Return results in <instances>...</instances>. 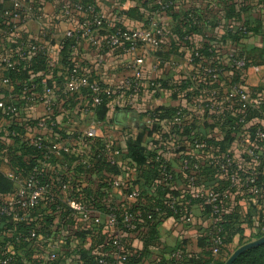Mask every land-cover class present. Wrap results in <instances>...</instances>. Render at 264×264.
Wrapping results in <instances>:
<instances>
[{
    "label": "crops",
    "instance_id": "0c3cea01",
    "mask_svg": "<svg viewBox=\"0 0 264 264\" xmlns=\"http://www.w3.org/2000/svg\"><path fill=\"white\" fill-rule=\"evenodd\" d=\"M24 1L43 19V31L33 20H28L24 28L25 39L31 43L45 44L56 52L57 58L59 42L65 34L69 31L79 32L78 19L73 12L62 9L60 0ZM92 2L105 18L107 30L145 27L149 16H156L166 31V38L159 51L163 58L158 60L154 52L145 48H139L135 56L129 54L120 56L116 53L101 56L97 48L83 41L73 47L72 62L79 66L81 74L89 81H100L107 85H116L123 77L132 74L123 69L125 61L133 57L144 59L143 92L134 99L132 106L137 112H130L122 105L114 104L110 108L106 122L96 121L95 114L84 116L80 113L81 108L87 104L86 101H83L79 108L75 103L67 104L65 109H61L60 113L50 120L45 105L40 100L45 92V86L42 85L37 92H25L21 88H16L20 81H9L7 71L0 67V103L19 104L21 100L26 102L27 106L24 114L19 117L7 118L0 112V132L7 133L11 126H23L26 140L33 141L37 136L44 135L54 141H64L62 136L52 133L49 127H59L65 135L85 134L90 127L96 126L98 129L95 141L110 148V155L115 158L121 169L120 174L114 179L123 184V188L111 184L109 188L101 190L104 194L90 209V222L78 217L74 227L69 229L66 226L69 234L61 244L57 262L49 263L46 259L49 242L46 247L37 243L36 246L29 245L26 249H12L13 253H17L22 258L23 264H85L86 258H97L102 255L105 250L102 243L110 233H114L107 226L108 217L103 208L112 205L115 209H120L134 205L136 201L127 198L126 185L139 180V173L130 165V159L123 152L113 151L112 147L131 139L135 140L145 133V128L149 126L147 124L149 117L145 113L180 105L179 101L172 99V93L164 89V86L168 88L176 84L182 86L188 81H194L193 78L200 75V69L191 62L190 52L193 47H200L202 50L206 47L213 48L217 58L225 64L228 53L244 52L251 64H257L256 67L252 65L247 69L248 94L252 97L264 91V0H176L170 11L163 14L158 12L154 0H92ZM12 8L10 0H0V14L10 13ZM189 13H194L200 21L193 29L187 28L183 23L184 17ZM43 32L45 36L42 35ZM182 35L190 38L184 45L181 43ZM11 51L8 45L0 46V63L6 56L11 55ZM30 59L31 57H28L27 61ZM207 62L208 59H204L202 65ZM153 66L158 67L157 72L152 71ZM61 74L60 72L58 77H61ZM230 74H225V81H230ZM255 74H261V77L263 75L260 81ZM50 83L51 89L55 91L61 86L54 77L50 78ZM197 83L201 82L197 81ZM229 89L221 90V94L228 95ZM206 91L208 89L203 88L202 95H205ZM50 101L54 104L55 98H50ZM229 118L234 120L236 115L232 114ZM43 122L46 123L47 128L39 129V124ZM176 124L177 121L161 122V129L170 137L162 136L160 133L151 137L145 135L144 142L148 156L160 154L169 163L173 172L170 188L178 194L180 204H186L190 194L184 181L186 173L182 171L188 158L197 163L198 170L195 175L204 188L225 190L227 182L209 169L210 160L214 157L213 149L210 148L208 153L196 151L190 136L196 135L206 139L215 137L217 141H221L226 137V131H220L211 118H200L191 123L194 129L190 136L182 134L171 136L172 128ZM231 136L235 139L227 146V152L234 156L235 162L240 163L241 168L247 172L260 170L261 175L264 176V167L262 170L259 169L260 165L253 164L247 153L252 143L250 134L241 132L237 135L233 133ZM78 149L80 153H91L86 144H79ZM0 173L7 177L13 174L9 160L5 157H0ZM98 177L99 175L96 174L78 175L75 176L74 185L78 190H95L98 186L96 181ZM150 197L157 198V194H151ZM227 207L229 214H236L241 218L245 241L254 242L258 237H264V234L262 235L264 231L261 229V223L264 222V208L254 197L240 190L230 196ZM187 208L188 211H185L181 219L166 217L161 220L157 227V239L153 242V247L148 250L145 249L144 243L148 233L147 225H140L136 233L121 235L122 243L130 255L144 254L138 264H166L178 250L182 251L183 261L186 264H210L212 261L220 264L227 260L231 250L234 252L241 242L240 236L236 237L234 244L228 245L223 250L222 255L214 257L210 253L209 246L211 238L217 233L215 219L205 212L199 203L191 204ZM97 218L101 221L98 229L87 234ZM4 233L11 238V234Z\"/></svg>",
    "mask_w": 264,
    "mask_h": 264
},
{
    "label": "trees",
    "instance_id": "16d2710c",
    "mask_svg": "<svg viewBox=\"0 0 264 264\" xmlns=\"http://www.w3.org/2000/svg\"><path fill=\"white\" fill-rule=\"evenodd\" d=\"M69 1L70 3H93L92 0ZM187 16L188 15L184 17L183 23L187 28L193 29V27H196L197 25L188 23L186 21ZM7 22L8 20L0 19V36L3 31L7 30ZM104 29L105 30L100 32L99 37L101 41L105 40L114 31L109 29L107 30L106 26ZM185 37L186 36L183 35L181 36V42L183 45L186 42L184 40ZM78 42H81V40H77L76 38L66 39L63 46L59 49L56 59H52L48 54H34V56L31 57L30 61H27V59H25V61H22V68L19 72L7 70L8 80L11 82L14 80L20 81L18 82L16 88H21L25 90V92H37L40 88H42L44 80L46 81L47 87L51 88L50 78L54 77L55 80L61 84L60 88H62L65 83L66 77L72 72V70H79V66L72 62L71 57L73 47H75ZM3 44L4 43L0 40V46ZM126 46L128 47L129 45ZM97 49L100 51L101 56L105 55V53L107 52L104 51V48H102L101 45L98 46ZM121 51L122 50H119L118 52L120 53H118L116 50L114 53H118L120 56H123L124 54ZM239 52L246 57L244 52ZM215 55L216 53L213 48L206 47L205 49L201 50V62H203L204 59H208V62L203 66L206 67L210 64H216L215 62H213V58L215 57ZM155 57H157L158 60H162L163 55L162 53L157 52L155 53ZM246 61L247 64L243 70L231 69L226 66L225 71L222 73L217 83L210 82L206 79L204 81H201L200 84H198L197 81H188L182 86L178 84L169 88L167 86H164V89H168L172 93V99L176 102L179 101L180 105L175 106L174 108H159L145 113V115H148V117L152 119V124L145 128V133L138 136L135 140L131 139L123 143L116 144L112 147L113 151L123 152L126 157L130 159V165L132 166V168H134L139 173V180L137 182H132L126 185L127 196L132 194L134 191H139L140 196L136 200V203L134 205H131L130 207H120L119 211H117L112 205L103 208V211L107 216L111 213H114L116 215L118 226L115 232L110 233L102 243V246L105 248V250H103L102 252V255L98 256L97 258H86L85 264H100V260H104L105 264H138L142 260V257H144V254L137 253L136 255H130L128 250L123 245L121 239L120 241L123 249V256H120V259L117 258L119 255L115 246V242L121 237V235L124 233H136L140 229V225H147L148 233L146 235L144 243L145 249L148 250L153 247V242L157 239V227L161 220L166 217H174L176 219L183 218L185 211H188L187 207L194 203H199L204 211L209 213L215 219L217 228L222 230L221 237L223 240V245L221 247V253L217 256L213 255L212 251V241L217 236V233L213 238H211L209 249L210 253L214 257L222 255L223 250H225L228 245H232L236 242L237 236L241 237V242H239L240 244L236 246L234 252L239 248L251 243L249 241H245L243 238L244 230L241 228V226L243 225L241 218L236 214L231 215L229 214V210L227 211L229 198L233 193L244 190L246 193H248V195L255 198V195L251 189L245 188L243 186L233 188L230 174L222 173L220 167L210 165V172H213L215 175H220V177H222L227 182L225 190H214L221 194L227 195V199H225L221 205L220 215L213 216L212 205L207 204L204 200V197L199 199L195 198V190L191 189L188 186L187 189L189 190L190 194L186 199V204H180V202L178 201V194L172 191L170 188V184L173 180V172L170 169L169 163L160 154H153L148 156V149L144 142L145 135L151 137L154 136V134L160 133L162 136L170 137V135L163 132L164 130H162L160 126L161 122L165 120H169L171 122L178 121L177 124L172 128L173 130L171 132V136L178 134L190 136L194 129V127L191 125L194 120L200 118H211L212 120H214L215 125H218L220 131H226V137L221 141H217L215 137H213L212 139H206L200 136L192 135L190 137L192 138L193 146H195L196 143L204 142L206 145V153L209 152V148H212V152L215 154V156L229 154V152H227V146L235 139L231 135L233 133L234 135H237L241 132H248L252 140L250 150L264 156V140L256 137V132L258 129H262L264 131V105L259 110H244L238 99H233L231 103L225 104L228 100V95L226 94L224 96L221 94V90L225 88H231V86H234L236 84L242 86L248 93L247 76H249V74H247V69L252 65H254L253 67H256L257 64H251L250 60H248L247 58ZM199 62L200 61H197V63ZM60 72L62 73L61 77H58V74ZM226 73H231L229 82L225 81L226 78L224 76ZM255 75L258 76L259 81L263 77V75L261 77V74ZM201 87L207 88L208 90L218 89L217 98L214 99V103L224 106L221 112L215 113V111H211L208 109H205L203 111H195L194 109H192L193 107H191V105L203 100L204 95H202L201 93L203 88ZM180 94L181 96H179ZM58 95V98H55V103L49 115L50 120L53 119L54 116L58 115L61 109H65L67 104L75 103V106L79 108V105L83 103V101H86L87 104L83 108H81L80 113L83 114L86 110H88L92 114L96 115V121L99 122L107 121V115L110 111V108L114 104L122 105L125 110H128L130 112H137L132 107H127L124 102H122V100H117L116 103L112 104V101L116 100L115 97L107 98L106 96H102L103 100L101 104L93 106V95L87 90L74 96H65L61 92ZM141 95L142 93L139 96ZM248 97L251 103H256L259 101H262L264 103V91H260L258 95H252V97L248 94ZM11 106L18 108L20 115H23L24 112L22 111V109L26 106V102H21V100H19V104H7L5 108H0L1 114L7 118H11L6 115L7 107ZM232 114L236 115V119L230 120L229 116ZM242 117H245V122L239 124L238 122ZM24 128L25 127L23 126H11L8 129L7 133L0 132V157H5L9 160L12 173L19 178H26L29 173L39 165L40 160L42 159L40 154L41 151L33 145L32 141L25 139V132L23 130ZM49 130L54 134H59L60 136H62L64 141H71L73 150L75 152L70 162L73 163L80 160L75 169L76 175H99L96 180L98 184V190H78L74 184L72 185L73 195L77 202L88 203L89 200L93 199L94 204L97 203L100 200V197H102V195L104 194V192H102L101 190L109 188L111 184H113V181H115L114 177L118 176L121 172V169L116 163L115 158L110 155V148L106 151L107 148L105 146L99 145L96 141L89 140L84 136V134L81 133L63 135L61 128L56 126H50ZM79 144H86L88 146V150L91 152L89 159L85 153H80L78 149ZM249 151H247L248 154ZM81 158H86L87 163H83ZM190 162L191 161L188 158L186 163ZM259 165V169L262 170L264 164ZM165 166H167L166 170H164ZM192 167L193 166H190L186 171V178L184 179L185 185L188 179L191 177V171L193 170ZM232 171L236 173L247 172L241 168L240 163H236ZM260 172V170L256 172V176L258 177L257 186L263 189L262 195L264 196V176H262ZM166 174L169 175V180H166ZM104 176H106L107 178H105ZM193 177H195L198 184H200V186L204 188V186H202L199 182L198 177L196 175H194ZM14 190L15 183L7 176H4L0 173V200L4 196L11 194ZM151 194H157V198L150 197ZM261 201L259 200L258 203L261 204L264 208V203H262L263 201ZM171 205L173 208L171 207ZM47 207L50 209L53 217H60L61 221H63L69 229L74 227L77 223V218L81 217L79 214L73 216L69 208L59 200H57L55 204L47 203ZM58 207L60 208V210L57 209ZM14 210L23 213V211H21L17 207L14 208ZM46 211L42 210V208L40 207L34 209L32 211V214L27 213L29 217H31V219L26 222L14 221L10 216H5L2 219V221L0 222V264H2V262H4L5 260H10V264H23L24 261H22V258L18 256L17 253H13L12 249H26V247H28L29 245L36 246L37 243L42 244L43 247H46L45 245L50 242V240L54 237V233L56 232L55 228L53 227L54 219L48 214L45 215L44 212ZM126 217H129L128 222H125ZM261 224V229L263 231L264 222H262ZM128 225L135 226V229L128 230L126 228ZM90 227L91 230L88 231L87 234H91L96 231L99 225L91 224ZM32 231H35L37 234L43 235L44 239L41 241H38L37 239H31L30 235ZM4 232H8V234H11V238L5 236ZM263 234L264 233L262 232V235ZM260 238L261 237H258L257 240ZM25 239H27V241H25ZM176 252H179L181 256L183 254L181 250H178ZM233 254L230 253L227 260L220 264H225ZM28 257L29 256H26V258ZM123 257H125L124 261H122ZM119 261H121V263H119ZM175 263V260L170 258L169 262L166 264ZM179 264L186 263L183 261L179 262ZM210 264H216V262L212 261ZM234 264H264V245L246 251L237 258Z\"/></svg>",
    "mask_w": 264,
    "mask_h": 264
},
{
    "label": "built area",
    "instance_id": "2783aa9c",
    "mask_svg": "<svg viewBox=\"0 0 264 264\" xmlns=\"http://www.w3.org/2000/svg\"><path fill=\"white\" fill-rule=\"evenodd\" d=\"M12 3V11L8 14H0V19L8 20L7 30L3 31L0 36V40L5 44L10 46L12 49L11 55L6 56L0 63V67L4 68L6 71H16L19 72L22 68V61H25L28 57H33L34 54H48L52 59H56V52L51 50L42 43L28 42L25 39L26 33L24 28L28 20H33L36 25L42 28L43 31V19L37 12L33 11L24 0H10ZM62 2V9L66 12H73L80 23V30L77 33L69 31L65 34L63 39L59 42V49L63 46L66 39L76 38L81 40L90 46L97 48L102 46L105 54H113L116 50H122L123 54L134 55L139 48L149 49L150 51L157 53L160 51L163 42L166 38V31L162 26L161 21L156 16H150L148 18L147 26L128 29V28H118L113 31L105 40L101 41L100 32L105 30L106 20L98 10L94 3L84 4L70 3L69 0H60ZM155 5L158 7L160 13H166L175 5L176 0H154ZM241 1V0H233ZM186 21L192 23L193 25H199L200 21L194 13H189ZM107 28V27H106ZM45 36V33L42 34ZM190 38L185 37V41ZM182 43V42H181ZM3 44V45H4ZM126 45H129L128 47ZM201 48L193 47L191 54V62L200 69V75L194 77V81H204L209 80L210 82L217 83L220 76L225 71L226 66L231 69L243 70L246 67L247 61L246 57L243 56L239 51H232L226 55V64L217 58V53L213 58V62L216 64L203 66ZM120 53V52H118ZM116 53V54H118ZM197 61H200L197 63ZM144 59L133 57L131 60L124 62L123 69L130 71L132 74L130 76L123 77L116 85H107L103 82H91L86 79L79 70H72V72L66 77L65 83L62 88L57 91L47 87L46 81H43L45 86V92L40 98L42 103H44L46 112L50 115L53 105L50 98H58V94L61 92L65 96H74L87 90L93 95V106L100 105L102 102V96L107 98L115 97L116 100L112 101V104L116 103L117 100H122L127 107H132L134 105V99L138 97L143 92V67ZM153 72L158 71L157 66H153ZM218 89H210L205 92L202 101L191 105L195 111H203L205 109L221 112L224 108L223 105L215 104L214 99L217 98ZM181 96V94L179 95ZM233 99H238L242 108L259 110L264 103L262 101L251 103L246 90L240 85L231 86L228 93V100L225 104H229ZM206 102V103H205ZM5 104L0 103V108H5ZM27 106H25L22 111L25 112ZM214 113V114H215ZM91 112L86 110L83 115L88 116ZM213 114V115H214ZM7 116L14 118L19 117L20 113L18 108L11 106L7 107ZM178 122V121H177ZM245 122V117L239 120V124ZM147 124H152V119L149 117ZM95 125V124H94ZM46 123L39 124V129H46ZM97 127H90L84 134L86 138L91 141L97 139ZM217 135H219L217 133ZM256 137L264 140V131L258 129L256 132ZM33 145L41 151L40 163L38 166L32 170L26 178H19L15 174H9L8 178L15 183V190L1 198L0 202V222L5 216H10L14 221L26 222L31 219L27 213L38 207L42 210H47L45 215H50L53 220V227L55 228L54 237L50 240L48 249L49 252L46 255V259L55 263L59 260V249L62 242L68 236L67 227L60 217H53L50 209L47 207L48 204H55L57 200L61 201L66 205L72 212L73 216L79 214L83 221L90 222V209L94 205V200H89L88 203L77 202L73 195L72 185L76 183L75 174L76 166L79 164L80 160L73 163L70 162L71 158L74 156L73 145L71 141H54L44 135L37 136L33 141ZM196 151L204 152L206 150V145L204 142L196 143L194 146ZM109 148L106 149V151ZM210 148L208 149V151ZM250 150V149H249ZM248 150V151H249ZM88 159L90 154H86ZM214 156L210 160V165L220 167L222 173L230 174L231 182L233 188L243 186L249 188L255 195L256 200H262L264 203L263 189L257 186L258 177L255 171L233 172L232 169L236 162L234 156L229 153L225 155ZM251 162L255 165L264 164V156L250 150L248 154ZM83 163H87V159L81 158ZM190 166H193L191 171V177L188 179L186 186L195 190L194 197L202 198L207 204L212 205L213 216L220 215L221 205L225 199H227L226 194H221L211 189L202 188L198 184L195 177V172L198 170L197 163L191 161L190 163L184 164L182 171L186 173ZM166 167L164 170H166ZM166 180H169V175H165ZM115 187H122L123 184L119 181L113 183ZM140 196L139 191H134L132 194L128 195V200L135 202ZM47 202V203H46ZM174 205V203H173ZM19 208L20 211H15L14 208ZM172 207V205H171ZM173 208V207H172ZM60 210V208H57ZM119 211L120 209H116ZM25 212V214H24ZM107 226L115 232L118 222L116 215L114 213L108 214ZM34 219V218H33ZM129 221V217H126L125 222ZM100 219H95L94 224H100ZM128 230H134L135 226L128 225L126 227ZM264 231V227H263ZM222 230L217 228V236L212 241V251L213 255L217 256L221 253V247L223 245V240L221 237ZM31 239L43 240L44 236L37 234L35 231L31 232ZM30 239V238H29ZM121 237L115 242L116 249L118 251V257L122 255ZM27 241V239H25ZM171 258L175 260V264L183 262V257L179 252L174 253ZM125 257L122 258V261ZM100 264H105L104 260H100ZM121 263V261H119ZM2 264H10V260H5Z\"/></svg>",
    "mask_w": 264,
    "mask_h": 264
},
{
    "label": "water",
    "instance_id": "95a60500",
    "mask_svg": "<svg viewBox=\"0 0 264 264\" xmlns=\"http://www.w3.org/2000/svg\"><path fill=\"white\" fill-rule=\"evenodd\" d=\"M264 245V237L251 242L241 248H239L238 250H236L234 252V254L228 259V261L225 264H234V262L237 260L238 257H240L243 253H245L246 251H249L251 249L257 248Z\"/></svg>",
    "mask_w": 264,
    "mask_h": 264
},
{
    "label": "rangeland",
    "instance_id": "374dc122",
    "mask_svg": "<svg viewBox=\"0 0 264 264\" xmlns=\"http://www.w3.org/2000/svg\"><path fill=\"white\" fill-rule=\"evenodd\" d=\"M232 252H229V253H232L233 254V250H231Z\"/></svg>",
    "mask_w": 264,
    "mask_h": 264
}]
</instances>
